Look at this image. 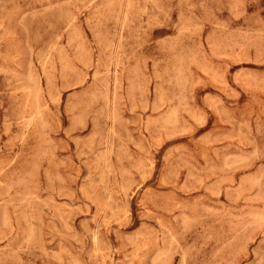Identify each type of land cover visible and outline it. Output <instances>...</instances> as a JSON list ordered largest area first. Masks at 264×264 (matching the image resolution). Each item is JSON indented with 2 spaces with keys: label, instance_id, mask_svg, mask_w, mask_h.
<instances>
[{
  "label": "rangeland",
  "instance_id": "obj_1",
  "mask_svg": "<svg viewBox=\"0 0 264 264\" xmlns=\"http://www.w3.org/2000/svg\"><path fill=\"white\" fill-rule=\"evenodd\" d=\"M0 264H264V0H0Z\"/></svg>",
  "mask_w": 264,
  "mask_h": 264
}]
</instances>
